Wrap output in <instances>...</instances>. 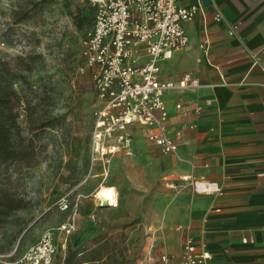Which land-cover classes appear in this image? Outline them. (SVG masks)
I'll return each instance as SVG.
<instances>
[{
  "label": "rangeland",
  "instance_id": "obj_1",
  "mask_svg": "<svg viewBox=\"0 0 264 264\" xmlns=\"http://www.w3.org/2000/svg\"><path fill=\"white\" fill-rule=\"evenodd\" d=\"M91 24L87 0H0V98L7 91L19 97L0 100V111L3 118L8 107L19 113L13 140L31 141L34 152L29 161L0 162V188L22 205L0 219V264H24L20 256L46 229L57 244L81 250V264L178 263L182 240L166 206L169 190L164 178H152L150 163L141 165V155H159L147 147L144 130L132 128V147L144 151L92 163L98 102L80 48ZM101 184L117 188V206L97 205ZM63 197L66 210L58 205ZM67 221L75 231L64 238L58 225ZM65 249L59 246L52 264H62Z\"/></svg>",
  "mask_w": 264,
  "mask_h": 264
},
{
  "label": "crops",
  "instance_id": "obj_2",
  "mask_svg": "<svg viewBox=\"0 0 264 264\" xmlns=\"http://www.w3.org/2000/svg\"><path fill=\"white\" fill-rule=\"evenodd\" d=\"M182 27L188 43L159 61L160 76L178 81L189 72L200 85L164 92V123L177 150L161 154L146 139L159 155H141V165L150 163L154 180L192 173L222 189L197 194L186 184L164 186L170 219L180 228L177 261L190 236L198 251L208 250L210 264H264V175L258 176L264 172V0H209ZM133 125L144 130L132 124L129 153L116 155H132Z\"/></svg>",
  "mask_w": 264,
  "mask_h": 264
},
{
  "label": "built area",
  "instance_id": "obj_3",
  "mask_svg": "<svg viewBox=\"0 0 264 264\" xmlns=\"http://www.w3.org/2000/svg\"><path fill=\"white\" fill-rule=\"evenodd\" d=\"M181 1L87 0L92 8V24L80 40V48L86 65L94 71L98 102L92 112V163H109L119 151L128 154L132 140L130 126L134 123L144 127L146 139L161 154L176 152L178 143L167 133L164 123L167 119L164 92L197 87L200 82L189 72L183 73L178 81L163 79L159 61L187 45L182 23L194 19L204 8L202 0H194L187 6ZM214 17L219 19L220 13L216 12ZM235 28L231 25L229 34H235ZM207 44L205 39L203 46ZM176 107H181L179 101ZM263 175L264 172L258 174ZM184 184L197 194L222 193L218 182L192 173L164 179L168 189ZM58 205L61 210L68 209L67 198H61ZM58 230L67 238L75 231V224L61 223ZM148 232H152L150 227ZM59 246L65 249L66 241L57 244L52 232L46 229L38 241L24 250L19 261L52 264ZM161 259L166 261V255ZM209 259L208 250L198 251L194 239L184 237L178 264H210Z\"/></svg>",
  "mask_w": 264,
  "mask_h": 264
},
{
  "label": "trees",
  "instance_id": "obj_4",
  "mask_svg": "<svg viewBox=\"0 0 264 264\" xmlns=\"http://www.w3.org/2000/svg\"><path fill=\"white\" fill-rule=\"evenodd\" d=\"M89 16L90 15L82 17L80 22L82 23L84 19L90 18ZM0 100L8 101L10 104L14 100L19 102V97H17L13 91H7L5 98H0ZM18 114L17 111L14 113L12 112V107H8V114H5L7 116L3 118L4 114L0 111V162L29 161L30 158L33 157L34 152L31 141L18 144L13 140V136L17 132L13 131L12 126H14L15 118ZM50 125L51 124L48 123L43 126ZM21 207L20 199L16 198L13 193L0 188V219L10 216L14 211ZM81 255V250L74 249L72 244H67L62 264H81L83 262L80 260Z\"/></svg>",
  "mask_w": 264,
  "mask_h": 264
},
{
  "label": "bare ground",
  "instance_id": "obj_5",
  "mask_svg": "<svg viewBox=\"0 0 264 264\" xmlns=\"http://www.w3.org/2000/svg\"><path fill=\"white\" fill-rule=\"evenodd\" d=\"M95 198L98 200L99 206H117V192L111 186H100L95 192Z\"/></svg>",
  "mask_w": 264,
  "mask_h": 264
},
{
  "label": "water",
  "instance_id": "obj_6",
  "mask_svg": "<svg viewBox=\"0 0 264 264\" xmlns=\"http://www.w3.org/2000/svg\"><path fill=\"white\" fill-rule=\"evenodd\" d=\"M205 5H209V0H202Z\"/></svg>",
  "mask_w": 264,
  "mask_h": 264
}]
</instances>
